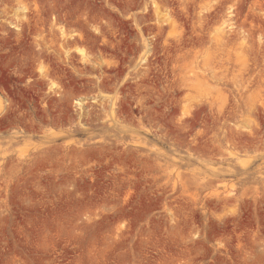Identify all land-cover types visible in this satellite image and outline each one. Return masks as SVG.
<instances>
[{"label": "rangeland", "instance_id": "1", "mask_svg": "<svg viewBox=\"0 0 264 264\" xmlns=\"http://www.w3.org/2000/svg\"><path fill=\"white\" fill-rule=\"evenodd\" d=\"M261 50L264 0H0V264H264Z\"/></svg>", "mask_w": 264, "mask_h": 264}, {"label": "bare ground", "instance_id": "2", "mask_svg": "<svg viewBox=\"0 0 264 264\" xmlns=\"http://www.w3.org/2000/svg\"><path fill=\"white\" fill-rule=\"evenodd\" d=\"M232 7H233V6H232ZM228 21H230V19H228V18H224V17L220 20L221 24H219L220 26L217 27L218 29H217V31H216V36H215V38L213 39L215 42H218L219 39L222 37L224 27H225V25H226V23H227ZM227 24L229 25V22H228ZM214 31H215V30H214ZM61 32H62V30H61ZM62 36H63V32H62ZM244 38H246V37H243V39H244ZM214 41H213V42H214ZM214 44H215V43H214ZM247 44L249 45V43H247ZM251 46H252V52H254V51H255V46H254V44H252ZM248 48H249V47H248ZM244 51H245V50H244ZM250 51H251V50H250ZM261 51H264V50H261ZM258 55H259V54L256 53L255 56H258ZM259 58H262V56H259ZM207 65H208V64H207ZM190 71H191V70H190ZM190 71H189V72H190ZM191 72H192V71H191ZM190 79H191V78H189V82H188L187 80H185V81L188 82L189 84L191 83L190 85H192L193 82L195 83L194 80L191 79V80L193 81V82H191ZM197 80H199V79H197ZM199 82H200V81H199ZM188 83H187L186 85H188ZM194 83H193V85L197 84V82H196L195 84H194ZM199 85H200V83H199ZM188 86H189V85H188ZM191 87H192V86H191ZM19 156H20V155H19ZM5 164H6V163H5ZM7 167H8V166H7ZM7 167H6V168H7ZM4 168H5V167H4ZM229 190H230V189H229ZM220 194H221V193H220ZM225 194H226V193H225ZM223 201H224V200H223ZM227 201H228V200H227ZM227 201H226V202H227ZM230 202H231V201H230ZM230 202H229V203H230ZM224 203H225V202H224Z\"/></svg>", "mask_w": 264, "mask_h": 264}]
</instances>
